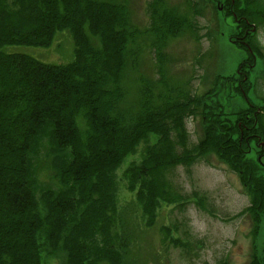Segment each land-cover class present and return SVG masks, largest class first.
Listing matches in <instances>:
<instances>
[{
	"label": "trees",
	"instance_id": "1",
	"mask_svg": "<svg viewBox=\"0 0 264 264\" xmlns=\"http://www.w3.org/2000/svg\"><path fill=\"white\" fill-rule=\"evenodd\" d=\"M210 8L221 26L234 25L229 40L245 57L199 95L170 73L167 50L182 35L199 38L197 18ZM147 11L149 24L140 27L129 0H0V47L49 48L66 30L75 44L68 65L0 51V264H44L42 256L127 264L117 172L142 145L124 179L147 225L163 205L186 200L167 174L215 156L244 187L249 206L237 217L253 220L256 241L264 223V98L253 75L264 63V0H149ZM147 53L155 78L141 72ZM235 101L242 105L229 111ZM190 119L202 129L196 144ZM46 140L56 190L36 178ZM256 250L250 264H264Z\"/></svg>",
	"mask_w": 264,
	"mask_h": 264
},
{
	"label": "rangeland",
	"instance_id": "2",
	"mask_svg": "<svg viewBox=\"0 0 264 264\" xmlns=\"http://www.w3.org/2000/svg\"><path fill=\"white\" fill-rule=\"evenodd\" d=\"M170 1L174 5H184V0ZM148 2L129 0L133 21L140 27L149 24ZM197 22L199 38L182 35L171 43L167 52L171 58L170 73L181 81L190 80L191 91L200 95L211 87L217 75H233L245 53L229 40V31L234 30V25L228 20L229 28L221 26L223 20L219 18L217 23L211 8L204 9V15L198 16ZM210 32L216 39L208 37ZM258 39L264 47V31L259 32ZM0 51L26 55L48 65H68L74 60L75 44L66 30L57 32L49 48L4 45ZM155 71L153 56L147 53L141 72L155 78ZM253 78L260 83L259 97L264 98V63L259 64ZM251 96L260 102L254 93ZM238 105L242 103L235 101L228 110ZM187 128L191 144L198 143L202 135L199 122L190 119ZM144 148L142 145L135 156L128 157L117 172L118 207L125 227L120 225L118 232L126 229L130 234L125 263L250 264L255 248L258 255L264 254V223L255 241L253 220L248 215L237 217L249 206L244 187L237 174L215 156L198 161L189 170L180 166L167 174L173 190L186 200L181 204L163 205L154 225H147L136 195L127 189L124 179L126 169L132 162L140 161ZM51 150L46 140L35 161L36 178L40 188L56 190L59 185L50 167ZM42 257L44 264H64L65 260L63 257Z\"/></svg>",
	"mask_w": 264,
	"mask_h": 264
},
{
	"label": "flooded vegetation",
	"instance_id": "3",
	"mask_svg": "<svg viewBox=\"0 0 264 264\" xmlns=\"http://www.w3.org/2000/svg\"><path fill=\"white\" fill-rule=\"evenodd\" d=\"M233 42H238L240 45H243V46H245V44H247L245 41H243V42H240V41H233Z\"/></svg>",
	"mask_w": 264,
	"mask_h": 264
}]
</instances>
